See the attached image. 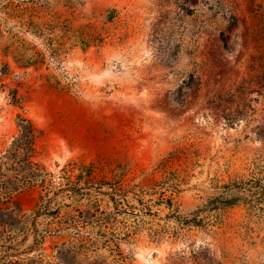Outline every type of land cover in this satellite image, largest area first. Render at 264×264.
<instances>
[{
  "label": "rangeland",
  "instance_id": "374dc122",
  "mask_svg": "<svg viewBox=\"0 0 264 264\" xmlns=\"http://www.w3.org/2000/svg\"><path fill=\"white\" fill-rule=\"evenodd\" d=\"M21 117L41 170L0 208L48 205L13 258L89 209L132 264H264V0H0V162Z\"/></svg>",
  "mask_w": 264,
  "mask_h": 264
},
{
  "label": "trees",
  "instance_id": "16d2710c",
  "mask_svg": "<svg viewBox=\"0 0 264 264\" xmlns=\"http://www.w3.org/2000/svg\"><path fill=\"white\" fill-rule=\"evenodd\" d=\"M36 128L34 123L27 117H21L20 133L15 137L12 144L2 156L0 162V195L11 193V188L19 184L20 181H33V177L40 172L39 163L32 159V152L36 144ZM14 170L7 178L2 168ZM76 168L75 162L70 169H64L63 178L67 183L72 180ZM29 170L30 174L25 172ZM84 169L81 173L84 174ZM92 175V172L90 173ZM45 182V178L43 179ZM47 201H44L39 208L32 212H25L21 209L9 207L0 208V254L2 262L7 264H28L20 259H15L13 255H19L33 248V245L21 249L16 241L20 235L25 238L31 234H41L38 226V216L47 212ZM88 210H80L79 213L68 214L66 218H57L55 214L53 224L47 227V232L54 233L64 228L74 230L75 234L69 239L54 244L55 262L53 264H132L129 254L124 253L121 248L122 239L116 236L104 233V227H107L110 220L104 217L96 219L95 226H98V232L104 237H94L92 235L94 228L89 225L87 218ZM105 250H108L106 253Z\"/></svg>",
  "mask_w": 264,
  "mask_h": 264
}]
</instances>
